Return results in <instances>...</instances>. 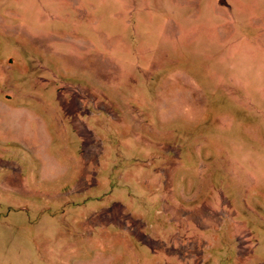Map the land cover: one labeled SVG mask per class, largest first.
Masks as SVG:
<instances>
[{
    "label": "rangeland",
    "instance_id": "374dc122",
    "mask_svg": "<svg viewBox=\"0 0 264 264\" xmlns=\"http://www.w3.org/2000/svg\"><path fill=\"white\" fill-rule=\"evenodd\" d=\"M0 0V264H264V0Z\"/></svg>",
    "mask_w": 264,
    "mask_h": 264
},
{
    "label": "crops",
    "instance_id": "0c3cea01",
    "mask_svg": "<svg viewBox=\"0 0 264 264\" xmlns=\"http://www.w3.org/2000/svg\"><path fill=\"white\" fill-rule=\"evenodd\" d=\"M222 4H226L225 0H222Z\"/></svg>",
    "mask_w": 264,
    "mask_h": 264
}]
</instances>
